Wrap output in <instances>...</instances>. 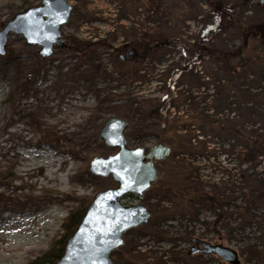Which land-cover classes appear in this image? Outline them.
Masks as SVG:
<instances>
[{
	"label": "rangeland",
	"instance_id": "1",
	"mask_svg": "<svg viewBox=\"0 0 264 264\" xmlns=\"http://www.w3.org/2000/svg\"><path fill=\"white\" fill-rule=\"evenodd\" d=\"M224 1L237 13L217 27L204 0H67L64 47L44 60L9 34L0 56V264L42 257L70 213L115 186L89 173L93 157L115 153L98 138L110 117L129 122L130 148L161 135L172 149L156 164V184L121 200L144 204L151 217L124 234L113 264H229L189 256L193 239L233 250L239 264H264V159L245 162L241 138L261 127L251 112L264 114V90L261 100L229 93L235 103L219 110V61L204 56L186 67L198 42L211 36L212 47L232 51L241 42L235 23L262 17L251 0ZM40 3L0 0V31Z\"/></svg>",
	"mask_w": 264,
	"mask_h": 264
},
{
	"label": "water",
	"instance_id": "2",
	"mask_svg": "<svg viewBox=\"0 0 264 264\" xmlns=\"http://www.w3.org/2000/svg\"><path fill=\"white\" fill-rule=\"evenodd\" d=\"M258 1L261 5L264 3V0ZM72 10L67 0H41L38 7L16 14L0 31V56L6 54L5 46L11 33L21 35L28 45L38 47L37 55L41 59L49 58L55 48L64 47L61 27L68 22ZM128 128V121L110 117L99 130L98 138L115 153L93 157L89 173L102 179L110 177L115 186L92 198L54 264H113L110 255L123 246L124 234L149 221L151 211L144 204L124 206L121 200L127 195L143 197L158 181L155 163L167 160L172 149L163 142L154 144L147 153L143 147L129 149L125 139ZM192 244L189 256L213 254L229 264H239L236 252L229 248L196 239Z\"/></svg>",
	"mask_w": 264,
	"mask_h": 264
},
{
	"label": "trees",
	"instance_id": "3",
	"mask_svg": "<svg viewBox=\"0 0 264 264\" xmlns=\"http://www.w3.org/2000/svg\"><path fill=\"white\" fill-rule=\"evenodd\" d=\"M209 12L215 16L217 27L227 26L225 18L237 13L235 7H229L224 0H204ZM262 17L259 22L252 24L235 23L236 30L240 34V45L232 51H221L210 45L211 36L195 45L196 52L189 57L188 65L199 61L204 56H211L220 63V69L224 75L223 84L214 93L217 109L229 108L233 102H228L229 93L236 98L253 96L261 100L264 90V7ZM235 98V99H236ZM262 101H264L262 99ZM238 103V100H237ZM164 109V105H162ZM251 116L256 117L255 123H260L261 127L254 128L251 133L241 135L244 143V160L250 165H257L264 159V114L252 111ZM194 122L202 123L199 117L193 118ZM171 123L168 124L170 126ZM173 126V125H172ZM253 165V166H254ZM88 205L77 207L76 211L70 213L62 222V234L58 239L53 240L48 250L42 257L28 264H54L61 257L66 241L73 234L84 215ZM257 258L263 259V253L257 252Z\"/></svg>",
	"mask_w": 264,
	"mask_h": 264
},
{
	"label": "flooded vegetation",
	"instance_id": "4",
	"mask_svg": "<svg viewBox=\"0 0 264 264\" xmlns=\"http://www.w3.org/2000/svg\"><path fill=\"white\" fill-rule=\"evenodd\" d=\"M250 2H251V4H253V5H254V4H258V5L264 7V3L261 5V4L259 3L258 0H251ZM130 52H132V51H130ZM130 52H129V53H130ZM129 53L126 54L123 58L128 59L129 57L133 56V54H134V52H133V54L130 56ZM162 125H163V124L160 125L159 131H162V130L164 129V125H163V126H162ZM129 127H130V124H129ZM128 129H129V128H128ZM128 129H127V130H128ZM127 130L125 131V133L127 132ZM125 139H126V138H125ZM158 142H163V144L167 145L166 142H165V139H164L161 135H158V137L156 138V142H155V144L158 143ZM127 144H128V143H127ZM153 145H154V144H153ZM153 145H152V146H153ZM152 146H151V147H152ZM151 147H149V148H151ZM128 148H129V149H134V148H130L129 145H128ZM136 148H137V147H136ZM143 148L145 149V153H147V151L149 150V148H145V147H143ZM165 161H166V160H165ZM144 162H145V161H144ZM163 162H164V161H163ZM157 163H158V162H157ZM157 163H155V165H154L155 168H156V164H157ZM159 163H160V162H159ZM156 170H157V169H156ZM157 172H158V171H157ZM158 176H159V173H158ZM155 184H156V183H155ZM152 187H153V186H152ZM152 187H151V188H152ZM151 188H150V189H151ZM145 193H146V192H145Z\"/></svg>",
	"mask_w": 264,
	"mask_h": 264
},
{
	"label": "bare ground",
	"instance_id": "5",
	"mask_svg": "<svg viewBox=\"0 0 264 264\" xmlns=\"http://www.w3.org/2000/svg\"><path fill=\"white\" fill-rule=\"evenodd\" d=\"M22 172V171H21ZM1 212V211H0ZM23 219V218H22ZM29 221V220H28ZM19 222V221H18Z\"/></svg>",
	"mask_w": 264,
	"mask_h": 264
}]
</instances>
